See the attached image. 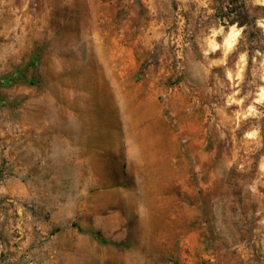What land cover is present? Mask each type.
<instances>
[{
  "label": "rangeland",
  "instance_id": "374dc122",
  "mask_svg": "<svg viewBox=\"0 0 264 264\" xmlns=\"http://www.w3.org/2000/svg\"><path fill=\"white\" fill-rule=\"evenodd\" d=\"M244 1L256 28L215 0H0V264H264V0Z\"/></svg>",
  "mask_w": 264,
  "mask_h": 264
},
{
  "label": "trees",
  "instance_id": "16d2710c",
  "mask_svg": "<svg viewBox=\"0 0 264 264\" xmlns=\"http://www.w3.org/2000/svg\"><path fill=\"white\" fill-rule=\"evenodd\" d=\"M219 9L218 18L226 23H236L245 28H256L255 16H252L244 0H215ZM10 77L0 79L1 85H9ZM90 234L99 242H104V238L97 230L90 231Z\"/></svg>",
  "mask_w": 264,
  "mask_h": 264
},
{
  "label": "crops",
  "instance_id": "0c3cea01",
  "mask_svg": "<svg viewBox=\"0 0 264 264\" xmlns=\"http://www.w3.org/2000/svg\"><path fill=\"white\" fill-rule=\"evenodd\" d=\"M131 117H133V116H130V118ZM130 118L127 115H124V119L126 120V124H128L127 119H130ZM134 118H142V117L136 116ZM146 122L147 123H145L143 125V128L141 127V129H143L144 131H149V134H150V141H148L149 146L146 149L150 150V151H153L152 152L153 153L152 155H154L153 158L156 159V157H157L156 152H157V149H158L157 148V136L159 135V129H160L159 127H160V124L163 122V119H162L161 115L159 114V112L154 108V109H152V112H148L147 121ZM143 130H136V131L142 132ZM167 134H169V136H170L168 142L171 145H173V143H172V135L170 133H167ZM137 144L138 143H134V146H132V153H134L132 155H136V156L139 155L138 154L139 152L137 150L139 148V146H137ZM139 151H141V150H139ZM169 151H171V153H169V152L167 153L166 161H168L169 166L173 167L174 166V161H175L174 157H173V148H170ZM92 252H94V250Z\"/></svg>",
  "mask_w": 264,
  "mask_h": 264
},
{
  "label": "bare ground",
  "instance_id": "6f19581e",
  "mask_svg": "<svg viewBox=\"0 0 264 264\" xmlns=\"http://www.w3.org/2000/svg\"><path fill=\"white\" fill-rule=\"evenodd\" d=\"M229 36H230V39H228L227 42H226L228 45L231 44V42H232V40H233L232 38L234 37V34L231 33V35H229ZM231 39H232V40H231ZM139 133H140V134H139L138 136L135 134V135L137 136V138H136L137 142L140 141L139 139L141 138L143 132H139ZM146 133L149 134V132H146ZM135 135H134V136H135ZM143 135H144V134H143ZM145 135H146V134H145ZM136 136H135V137H136ZM148 136H149V135H148ZM142 137H146V136H142ZM147 138H148V137H147ZM147 138H146V140H147ZM144 139H145V138H144ZM144 139L142 138V141H143ZM142 141H141V142H142ZM141 142H140L137 146H139V145L141 144ZM143 142H145V141H143ZM144 145H145V144H144ZM140 147H141V146H140ZM140 147H139V148H140ZM136 148H137V147H136ZM136 148H135V149H136ZM143 149H144V148H143ZM137 150L139 151V150H141V149H137ZM133 151H134V150H133ZM134 152H135V151H134ZM141 153H142V152H141ZM133 154H134V153H133ZM134 156L136 157V155H134Z\"/></svg>",
  "mask_w": 264,
  "mask_h": 264
}]
</instances>
